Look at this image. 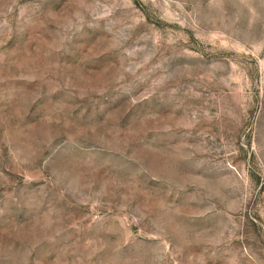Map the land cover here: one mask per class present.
Segmentation results:
<instances>
[{"label": "rangeland", "instance_id": "rangeland-1", "mask_svg": "<svg viewBox=\"0 0 264 264\" xmlns=\"http://www.w3.org/2000/svg\"><path fill=\"white\" fill-rule=\"evenodd\" d=\"M0 264H264V0H0Z\"/></svg>", "mask_w": 264, "mask_h": 264}]
</instances>
